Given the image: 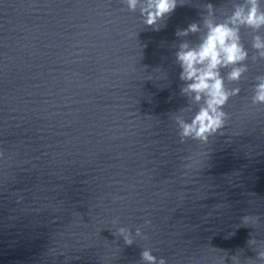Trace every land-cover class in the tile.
<instances>
[{"label": "clouds", "instance_id": "obj_1", "mask_svg": "<svg viewBox=\"0 0 264 264\" xmlns=\"http://www.w3.org/2000/svg\"><path fill=\"white\" fill-rule=\"evenodd\" d=\"M127 10L136 12L143 18L146 26L159 30L161 22L170 16L181 0H123ZM230 12L223 19L217 17L213 4L204 5L200 23L192 22L185 29L176 31L177 37L196 36L195 42L183 40L175 52V60L181 71L179 79L184 82L181 94L190 102L179 111H192L186 120L181 115L175 116L178 136L181 142L193 140L208 143L210 137L221 133L228 121L224 110L229 100L239 95V85L249 72V60H264V0H228ZM223 6V5H222ZM250 30L249 48L245 46L243 33ZM251 101L253 105H264V75L255 76L252 86ZM195 105V110L192 109ZM2 154V153H0ZM257 217L244 216L245 225ZM144 224L151 226V220ZM126 246L134 243L132 231L126 227L118 229ZM135 235H147L141 228H136ZM254 245L255 239L249 241ZM256 259L264 260V250L256 249ZM143 264H167L163 257L152 254L151 248H144L140 253ZM236 260V257H233Z\"/></svg>", "mask_w": 264, "mask_h": 264}]
</instances>
